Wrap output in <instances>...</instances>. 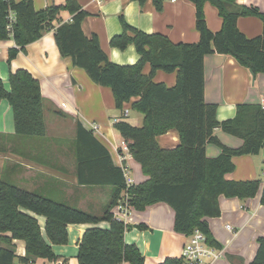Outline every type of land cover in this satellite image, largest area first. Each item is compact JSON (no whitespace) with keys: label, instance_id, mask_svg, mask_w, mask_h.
Segmentation results:
<instances>
[{"label":"trees","instance_id":"obj_1","mask_svg":"<svg viewBox=\"0 0 264 264\" xmlns=\"http://www.w3.org/2000/svg\"><path fill=\"white\" fill-rule=\"evenodd\" d=\"M142 8L147 0H136ZM160 11L164 0H151ZM194 3V27L199 33L195 42L174 43L163 34H149L128 24L119 17L122 32L111 37L109 44L124 50L132 44L139 55L134 64L112 62L100 47L97 35L88 37L81 23L88 16L78 0H65L36 11L32 0H0V40L11 36L15 45L8 49L7 63L27 44L38 40L44 31L53 30L57 49L68 57L72 65L83 68L98 85L111 89L115 108L123 112L125 103L143 114L142 124H130L125 117L113 121L128 151L141 166L147 179L126 185L123 169L112 161L106 146L93 130L86 129L77 119L71 141L75 155L77 184L89 187L109 186L110 198L96 209H83L42 191L25 189L0 177V264H33L37 259H56L51 244L65 245L67 223L108 222L109 228L87 229L77 242L78 264H144L135 243H125L123 235L129 227L111 211L119 202L143 210L147 205L164 201L174 210V231L189 236L198 228L210 246H218L213 239L207 219L220 213L218 197H238L243 200L258 193L260 179L236 181L226 177L234 169L232 156L258 154L264 146V109L259 103L237 105L236 115L218 121L215 105L204 99L203 57L216 52L232 56L255 77L264 73V12L256 6H245L237 0H191ZM209 1L221 18L220 29L207 27L203 6ZM67 11L70 21L60 22L59 13ZM15 18L7 29L8 13ZM256 15L262 22V32L248 38L236 26L239 16ZM59 21L58 25L56 23ZM150 64L147 74L143 73ZM157 70L176 71V83L167 87L152 78ZM9 90L0 79V99L8 101L14 122V132L24 138H42L47 134L44 99L40 84L25 69H17L8 76ZM179 132V144L163 148L156 136L169 129ZM220 128L240 140L238 148L223 145L214 135ZM213 142L220 153L205 155V146ZM260 203L264 205V184ZM33 212L45 217L44 233ZM145 229L143 224L138 225ZM9 232L10 235L4 233ZM24 241L25 254L15 253L13 240ZM258 239L254 258L247 264H264V236ZM159 264H184L183 257H165Z\"/></svg>","mask_w":264,"mask_h":264},{"label":"crops","instance_id":"obj_2","mask_svg":"<svg viewBox=\"0 0 264 264\" xmlns=\"http://www.w3.org/2000/svg\"><path fill=\"white\" fill-rule=\"evenodd\" d=\"M18 2L20 0H14ZM36 11L49 5L62 4L65 0H32ZM88 16L81 23L82 32L88 37L97 35L100 47L107 57L119 65L134 64L139 55L132 44L124 50L109 44L111 37L122 31L119 17L136 29L146 33L165 34L171 42H195L199 33L194 27V3L191 0H164L160 11L154 9L151 0L141 8L136 0H78ZM245 6H256L264 12V0H237ZM207 27L213 32L220 29L221 18L216 8L206 1L203 6ZM59 21L71 20V15L63 10ZM59 21L56 23L58 25ZM236 26L248 38L262 32V22L256 15L239 16ZM38 40L19 51L7 63L8 49L15 45L11 36L0 40V79L5 89L9 90L8 76L17 69L28 70L40 84V93L44 99V115L47 134L42 138H24L14 132L11 107L7 100L0 99V177L16 183L25 189H34L51 194L83 209H96L109 198V186L89 187L78 185L75 178V155L71 141L75 135L74 125L78 119L82 125L93 130L96 137L108 149L112 161L120 166L132 178L134 184L147 179L140 164L133 159L128 148L121 144L122 138L113 121L125 117L130 124L140 126L143 114L131 109V103L138 99L132 97L125 103L127 114L115 108L111 89L91 81L85 70L72 65L70 58L63 57L57 49L53 30H47ZM204 99L215 105L218 121L230 119L236 115L240 103L256 104L264 96V73L254 76L248 68L240 65L230 55L207 53L203 57ZM150 64L146 63L143 73L147 74ZM167 87L176 83V71L157 70L152 78ZM214 135L223 145L238 148L242 140L221 130L214 129ZM156 143L163 148H174L179 144V132L169 129L156 136ZM220 153V148L213 142L205 146V155L213 157ZM234 169L226 177L236 180L260 179L258 193L243 200L238 197H218L220 213L207 219L210 233L220 251L218 257L209 259L207 264H247L254 258L258 239L264 236V205L260 203L264 177V146L258 154L232 156ZM32 214L38 220L39 228L44 233L45 217ZM123 221L128 225L123 240L135 243L140 250L144 264H159L165 257H179L187 236L174 231V210L164 201L147 205L143 210L132 207ZM143 224L145 229L138 225ZM229 224L231 228L226 227ZM92 227L109 228L108 222L67 223V242L65 245L51 244L56 261L61 264H78L76 255L77 242L83 233ZM2 233L0 232V235ZM10 235L9 232L4 233ZM15 253L25 254L24 241H12ZM16 264H20L15 261ZM33 264H50L37 259ZM121 264H130L123 262Z\"/></svg>","mask_w":264,"mask_h":264},{"label":"built area","instance_id":"obj_3","mask_svg":"<svg viewBox=\"0 0 264 264\" xmlns=\"http://www.w3.org/2000/svg\"><path fill=\"white\" fill-rule=\"evenodd\" d=\"M8 25L7 29H11L12 23L14 21L13 13L12 11H9L8 13ZM259 104L261 108L264 109V96L260 98ZM124 115H126L127 109H124L123 112ZM94 128H97L96 126H93ZM121 144L125 149H127V145L122 141ZM263 168L261 169L260 173L264 177V158L262 160ZM123 175L126 180V185L133 184L132 178L127 176L126 171L123 169ZM130 206L127 205V203L119 202L116 205H114L111 209L113 214L122 219V217H125L129 212ZM226 227L231 228L229 224L226 225ZM187 242L184 244L180 256L184 259V264H207L209 259H213L218 257L220 255V251L215 248V246H210L206 240L205 234L199 230L198 228H195V230L187 236ZM50 264H61V262L56 260L49 261Z\"/></svg>","mask_w":264,"mask_h":264}]
</instances>
